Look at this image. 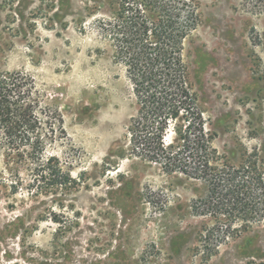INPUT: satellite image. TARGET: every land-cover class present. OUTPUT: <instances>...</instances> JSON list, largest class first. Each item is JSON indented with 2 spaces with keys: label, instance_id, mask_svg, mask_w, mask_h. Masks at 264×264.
Wrapping results in <instances>:
<instances>
[{
  "label": "rangeland",
  "instance_id": "374dc122",
  "mask_svg": "<svg viewBox=\"0 0 264 264\" xmlns=\"http://www.w3.org/2000/svg\"><path fill=\"white\" fill-rule=\"evenodd\" d=\"M183 1L212 137L199 175L131 150L140 106L113 23L147 0H0V76L29 75L62 126L40 168L0 145V264H264V0Z\"/></svg>",
  "mask_w": 264,
  "mask_h": 264
},
{
  "label": "trees",
  "instance_id": "16d2710c",
  "mask_svg": "<svg viewBox=\"0 0 264 264\" xmlns=\"http://www.w3.org/2000/svg\"><path fill=\"white\" fill-rule=\"evenodd\" d=\"M146 6L121 4L113 27L119 60L125 63L140 106L129 127L135 156L164 166L210 168L212 137L188 85L185 40L196 24L183 0H147ZM58 110L44 102L34 80L22 72L0 76V145L28 151L41 167L39 147L56 134ZM173 129L174 139L167 135ZM25 156V155H24ZM252 181L258 182L255 178ZM235 193L240 194L238 185Z\"/></svg>",
  "mask_w": 264,
  "mask_h": 264
}]
</instances>
